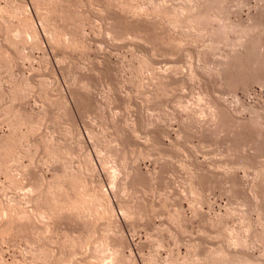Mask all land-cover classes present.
I'll list each match as a JSON object with an SVG mask.
<instances>
[{
  "label": "rangeland",
  "instance_id": "obj_1",
  "mask_svg": "<svg viewBox=\"0 0 264 264\" xmlns=\"http://www.w3.org/2000/svg\"><path fill=\"white\" fill-rule=\"evenodd\" d=\"M251 260L264 0H0V264Z\"/></svg>",
  "mask_w": 264,
  "mask_h": 264
},
{
  "label": "bare ground",
  "instance_id": "obj_2",
  "mask_svg": "<svg viewBox=\"0 0 264 264\" xmlns=\"http://www.w3.org/2000/svg\"><path fill=\"white\" fill-rule=\"evenodd\" d=\"M52 189V188H51ZM195 193V192H194ZM77 201V200H76ZM84 202V201H83ZM86 202V201H85ZM73 204V203H72ZM66 206V205H65ZM80 210V209H79ZM27 215V214H26ZM20 216V215H19ZM20 219V218H19ZM223 259V258H222ZM246 259V258H245ZM256 262V261H255ZM243 263H245V264H254V262L251 260V261H245V262H243ZM257 263V262H256ZM231 264V263H230ZM233 264H234V262H233Z\"/></svg>",
  "mask_w": 264,
  "mask_h": 264
}]
</instances>
